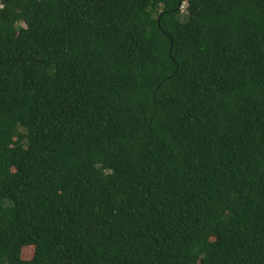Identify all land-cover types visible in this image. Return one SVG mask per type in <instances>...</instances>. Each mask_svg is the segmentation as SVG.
I'll return each instance as SVG.
<instances>
[{"label": "trees", "instance_id": "16d2710c", "mask_svg": "<svg viewBox=\"0 0 264 264\" xmlns=\"http://www.w3.org/2000/svg\"><path fill=\"white\" fill-rule=\"evenodd\" d=\"M0 264H264V0H0Z\"/></svg>", "mask_w": 264, "mask_h": 264}, {"label": "rangeland", "instance_id": "374dc122", "mask_svg": "<svg viewBox=\"0 0 264 264\" xmlns=\"http://www.w3.org/2000/svg\"><path fill=\"white\" fill-rule=\"evenodd\" d=\"M185 6V3H182V5L180 6V8L183 10L184 7ZM23 253H24V256L25 257H30V255L32 254V247L31 246H27V247H25L24 249H23ZM23 256V257H24ZM24 257V258H25Z\"/></svg>", "mask_w": 264, "mask_h": 264}, {"label": "water", "instance_id": "95a60500", "mask_svg": "<svg viewBox=\"0 0 264 264\" xmlns=\"http://www.w3.org/2000/svg\"><path fill=\"white\" fill-rule=\"evenodd\" d=\"M178 4H179V6H180V5H181V2L179 1Z\"/></svg>", "mask_w": 264, "mask_h": 264}]
</instances>
